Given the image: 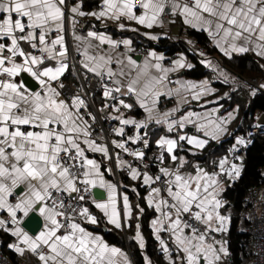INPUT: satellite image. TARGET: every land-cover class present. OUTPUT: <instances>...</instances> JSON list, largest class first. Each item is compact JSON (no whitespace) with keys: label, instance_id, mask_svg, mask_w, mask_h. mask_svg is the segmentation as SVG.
Here are the masks:
<instances>
[{"label":"crops","instance_id":"1","mask_svg":"<svg viewBox=\"0 0 264 264\" xmlns=\"http://www.w3.org/2000/svg\"><path fill=\"white\" fill-rule=\"evenodd\" d=\"M84 1L0 0V72L11 74L25 89L15 84L0 88V230L6 226L3 216H10L6 249L19 260L9 262L134 264L129 248L108 242L104 232L125 233L139 208L127 190L139 184L145 187L142 201L151 211L149 226L160 257L178 264H219V255L228 250L227 239L210 241L203 231L188 229L181 211L194 205L193 212L207 228L228 231L231 210L224 209L222 193L242 171L249 143L245 145L241 130L264 122V110L245 116L241 108L264 93V0H97L88 9ZM167 6L172 13L164 22L160 16ZM25 28L27 35H22ZM188 28L204 33L217 50L200 56L207 70L203 77L185 74L193 62L184 52L169 55L155 46H145L146 54L135 51L139 41L155 44L161 39L191 46L194 38L184 32ZM70 50L81 74L106 72L121 94L112 108L106 104L108 92L95 96L100 116L119 126L111 137L116 165L124 164L132 143L126 133L146 135V141L166 150L164 190L135 168L125 181L115 180L108 147L89 135L91 110L82 115L83 99L76 96L68 102L56 86L67 71L70 79L76 77ZM243 54L255 58L258 73L238 75L224 65L223 60ZM249 78L257 79V87L246 83ZM127 91L133 98L125 96ZM230 137L232 143L216 155ZM177 141L186 147L178 149ZM68 149L83 157V178L104 196L92 195L85 219L73 221L72 231L58 236L55 209L45 196L48 188L68 194L74 190L65 168L55 163L56 155ZM201 152L212 153L202 161L197 158ZM33 209L42 219L35 234L21 225ZM132 239L145 248L139 223ZM39 243L46 245V252L34 257L31 249ZM2 245L0 236V256ZM146 264H152L148 257Z\"/></svg>","mask_w":264,"mask_h":264},{"label":"built area","instance_id":"2","mask_svg":"<svg viewBox=\"0 0 264 264\" xmlns=\"http://www.w3.org/2000/svg\"><path fill=\"white\" fill-rule=\"evenodd\" d=\"M7 1V0H3ZM136 5L137 1L134 2ZM138 11H141L139 8ZM65 11V29L67 30V6ZM171 9L167 6L161 12V20L166 22L171 16ZM22 35H27L25 28ZM194 43V41H192ZM194 53L206 55V51L198 44L190 46ZM136 52L146 54L148 48L139 45L135 49ZM174 55V54H173ZM70 62L75 70L76 77L69 78L70 72L67 71L61 78L56 80V86L59 92L68 102H71L76 96H80L84 103L80 113L86 115L87 108L91 110L92 118L89 121L90 136L95 140L101 139L108 147L110 158L112 159V172L115 180L118 182L120 174L129 175L132 168L138 169L140 173L152 176L157 186L164 190L167 187V176L161 171L162 166L166 164V150L164 147L149 148L141 133L130 131L126 136L132 142L127 146L125 153V162L118 167L113 157V144L111 137L118 129V123L115 120L103 119L97 111L95 105V96L103 91L109 93L106 98V104L111 108L121 98L119 91L115 89V84L106 72L97 75H84L77 70L75 55L70 50ZM167 64L170 61H166ZM171 87H176L174 79H170ZM246 83L257 87V79L249 78ZM4 84H15L22 92V87L8 72H0V88ZM125 96L133 98V93L127 91ZM165 106V104H162ZM142 113H140V116ZM21 132H26L24 127L19 128ZM264 138V122H253L245 131L244 138L247 145L252 138ZM178 149H184L185 143L177 141ZM55 163L62 166L73 180L74 190L71 194L56 188H48L45 196V202L55 209L56 234L63 236L72 231V222L85 219L87 212V200L92 197V188L83 178L85 173V164L83 157L74 150L68 149L59 152L55 157ZM196 210L194 205L181 211V219L183 224L192 231H203L206 233L210 241L224 237L227 239V233L224 231L207 228L202 218L193 212ZM238 226L240 231L245 234V239L241 243L239 250L238 264H264V165L260 168L259 184L248 189L243 200L241 209L238 211ZM3 219L6 226L2 228V232L12 226L11 217L4 215ZM46 252V245L39 243L31 249L34 257H39ZM0 264H11L8 259L0 256ZM219 264H235L234 258L229 250L219 255Z\"/></svg>","mask_w":264,"mask_h":264},{"label":"trees","instance_id":"3","mask_svg":"<svg viewBox=\"0 0 264 264\" xmlns=\"http://www.w3.org/2000/svg\"><path fill=\"white\" fill-rule=\"evenodd\" d=\"M97 3V0H85L83 3L84 8L88 9L93 7ZM184 32L194 38V43L203 47L206 51V55H215L217 54V50L214 47L210 46V42L206 35L200 31H196L193 29H186ZM139 45L146 46H155L159 47L166 51L167 54L173 55L178 51L186 53V55L191 59L193 65L186 70L185 74L189 77L199 78L203 77L207 74V70L200 62L199 54H195L189 45H187L184 41L177 40L176 42H170L168 39H161L157 41L155 44L153 43H144L143 41H139ZM224 65L228 67L230 70L234 71L238 75H243L245 72L248 75H254L256 72L258 73L257 67L255 65V58L251 54H243L238 56H232L228 60H223ZM96 101V100H95ZM102 105L104 104L103 101ZM164 102V100H163ZM96 103H98L96 101ZM111 108L110 106H107ZM244 115L247 116L251 112L253 113L255 110H264V93L260 92L257 95H254L250 103H248L247 108L241 106ZM134 114H140V111H134ZM253 117V116H252ZM252 124V123H251ZM250 124V125H251ZM249 125V126H250ZM248 126V127H249ZM247 127V128H248ZM246 128V129H247ZM246 129H242L243 134ZM146 141V135L143 136ZM232 137L220 143V147L216 150V155L221 154V150L224 146L232 143ZM149 148H156L150 141H146ZM213 146V143L210 144ZM202 153V154H201ZM200 155L197 156L199 160H205L209 153L201 152ZM167 158V157H166ZM264 165V138L255 137L252 138L249 142V145L244 150V158H243V167L239 177L233 181L230 185L226 186L222 193V198L224 200V209H230V223L227 231V246L228 250L231 252L235 264H238L239 260V250L241 243L245 239V234L240 231L238 226V211L241 209L243 200L247 194V191L250 187L259 184L260 178V168ZM126 175L120 174L118 180L122 178L125 181ZM134 188L131 190H127L129 193L130 199L134 202V206H138L140 208L139 212L135 208V215L131 218L129 227L126 228L125 233L120 229H111L104 232V236L106 240L110 243L124 245L127 246L130 250L132 258L134 260V264H146V258L148 257L152 264H178L176 262H168L165 259L161 258L159 252L156 248L155 240L151 233V228L149 226V217L151 215L150 209H148L144 202L142 201L143 194L145 192V187L140 186L139 184H135ZM139 213V215H137ZM136 223H139L141 226L142 232L145 236L146 244L145 248L140 249L137 244L133 241V229L136 227ZM0 236L3 240L2 245V256L9 259L8 261L12 263H19V260H16V255L13 254L10 250L6 249V244L9 240V236L6 232H2L0 230Z\"/></svg>","mask_w":264,"mask_h":264},{"label":"water","instance_id":"4","mask_svg":"<svg viewBox=\"0 0 264 264\" xmlns=\"http://www.w3.org/2000/svg\"><path fill=\"white\" fill-rule=\"evenodd\" d=\"M26 82L30 83V77H25ZM37 85V84H35ZM32 87V86H30ZM218 145V144H215ZM92 195L94 198H102L104 196L103 190L94 187L92 188ZM21 225L23 228H25L29 233L35 234L41 227H42V219L37 214L36 210L33 209L28 213V215L21 221Z\"/></svg>","mask_w":264,"mask_h":264},{"label":"rangeland","instance_id":"5","mask_svg":"<svg viewBox=\"0 0 264 264\" xmlns=\"http://www.w3.org/2000/svg\"><path fill=\"white\" fill-rule=\"evenodd\" d=\"M236 147V146H235ZM232 148H234V146H232Z\"/></svg>","mask_w":264,"mask_h":264}]
</instances>
